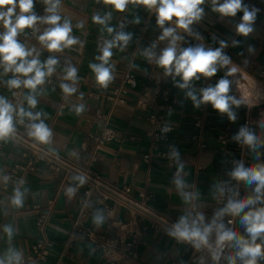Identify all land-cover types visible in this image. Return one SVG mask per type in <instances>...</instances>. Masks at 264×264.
Here are the masks:
<instances>
[{"label":"crops","instance_id":"0c3cea01","mask_svg":"<svg viewBox=\"0 0 264 264\" xmlns=\"http://www.w3.org/2000/svg\"><path fill=\"white\" fill-rule=\"evenodd\" d=\"M33 2L36 8L49 7L45 0ZM219 2L223 3V0ZM243 6L258 10L253 31L248 36L240 35L236 30L243 11H238L234 17H224L213 10L211 0H205L200 5L203 13L198 21L190 25L191 33L177 28L175 17L165 22L164 28H175V34L183 38L177 42V54L181 49L198 45H203L206 50H215L224 41L227 46L223 54L231 61L225 66L217 64L214 76L205 77L198 73L199 78H193L188 88H180L178 85L183 83L181 77L174 72L166 75L156 63V58L168 47L171 38L159 39L163 28L157 23L155 8L148 9L136 0H130L125 10L118 12L104 0H60L57 9V14L61 16L59 23L67 19L72 26L70 35L78 42L62 51L49 52L38 37L51 25L38 21L34 35H23L28 28L24 29L16 37L18 42L28 49L34 48L41 63L49 57L56 58L58 63L55 71L45 78V83L38 86L35 93L23 86L9 88L7 81L14 75L12 72L5 73L0 66V97L10 103L12 92L19 89L22 103L15 109L18 111L23 107L25 111L42 114L41 119L52 130L47 144H40L28 135L29 125L39 121H31L16 113L13 115L15 128L32 144L43 145L75 166L87 165L110 184L130 187L135 197L144 193L152 210L179 222L181 217L187 218L190 204L209 209L218 196L227 201L232 197L230 170L238 152V141L232 137L244 128L243 121L247 116L253 121L248 131L257 137L258 143L256 146L246 144V154L253 163L264 165V145L259 140L264 119L259 116L260 111L264 112V0H242ZM47 15L48 12L41 17ZM96 15L101 18L107 16L105 24L94 22ZM120 32L130 34L131 38L126 45L117 41L111 49L112 56L107 66L111 68L113 79L103 88L97 83L90 65L101 63L98 57L102 55L105 42L113 41ZM234 41L238 43L234 45ZM250 46L253 48L251 52ZM148 50L154 53L151 60L146 55ZM69 66L77 69L75 82L64 79ZM232 69L235 71L232 72ZM222 78L230 81L227 95L240 101L239 105H230L235 120H230L227 113L214 110L208 103L203 125L195 129L192 122L197 109L187 92L192 91L197 97L201 80H205L209 88ZM61 84L74 86L76 92L66 95ZM30 94L37 99L35 108H30L27 103ZM81 104L84 111L77 114L75 109ZM152 113H160L164 121L172 126L168 137L179 153V160L176 159L174 166H168L158 158H145L150 149L147 133L152 129L149 120ZM105 127L111 128L114 136L109 141L98 143L95 138ZM224 129L229 131L227 144L217 137ZM198 131L204 146L191 138ZM31 154L32 151L19 142L10 138L0 140V260L8 262L13 251L21 253L22 260L29 256L31 244L39 236L32 207L38 204L45 212L51 204L46 230L51 247L46 260L40 264H101V253L90 249L87 238L79 237L71 245L65 242L77 212L78 198L85 196V186L82 184L69 198L66 191L73 184L61 186L64 170H52L44 161L35 163L34 168L28 170L26 162ZM7 173L11 175L5 181ZM176 178L183 181L182 189L177 188ZM255 187V183L248 184L242 180V199L255 197ZM17 188L24 193L22 207L11 203ZM185 194L190 199L185 200ZM260 195L261 200L241 211L238 219L245 240L250 241L251 236L247 226L241 222L242 217L250 209L264 207V190ZM90 197L97 201L96 193L92 192ZM95 202L84 218V223L95 234L114 236L119 233L116 226L120 223H129V228L138 232L135 241L137 255L127 256L126 245L120 244L119 250L124 257L119 264H215L201 249L186 248L177 243L169 232L160 233L147 227V220H141L128 208L113 205L109 210ZM97 214L103 216L99 226L94 223ZM6 226L12 228L11 238L4 231ZM262 238L264 233L257 237L256 243L261 244L264 251ZM238 251L237 246L235 254ZM193 257L201 261H192ZM219 264H229V261L221 260ZM257 264H264V256L257 257Z\"/></svg>","mask_w":264,"mask_h":264},{"label":"clouds","instance_id":"9594fccd","mask_svg":"<svg viewBox=\"0 0 264 264\" xmlns=\"http://www.w3.org/2000/svg\"><path fill=\"white\" fill-rule=\"evenodd\" d=\"M45 2L49 4V7L46 9L49 15L38 17L32 11L33 0H0V25L4 29L3 32H0V66L3 67L5 73L12 72L14 75V78L7 81L9 88H20L23 86L31 90L32 93H35L37 87L45 83V78L51 76L55 71V65L58 63L54 57H49L44 63H41L39 53L34 48L28 49L25 45L18 42L16 37L24 29L34 28L38 21L51 25L38 37L40 43L49 52L62 51L63 48L70 47L78 42L75 37L70 35L72 32L71 23L67 19L62 24L59 23L61 16L57 14V9L60 0H45ZM129 2L130 0H104L105 4L112 5L118 12H123ZM136 2L143 4L148 9H156L157 23L163 28V33L159 39L171 38L168 47L156 58V63L165 70L166 75L173 74L174 72L175 75L181 77L183 83L178 85L180 88H188L193 78H199L197 76L198 73L205 77H212L217 72V64L225 66L231 62L230 58L223 54V49L227 46L224 41H221L220 47L215 50H206L203 45H198L181 49L179 54H177V42L183 38L175 34V28H164L165 22L172 21L175 17L176 27L191 33L190 25L201 18L203 8L200 5L204 4L205 0H136ZM211 2L213 10L224 17H234L238 11H243L241 22L236 26V30L243 36H248L253 31L252 25L256 18L257 9L253 8L249 10L247 6L242 7V0H223V3H220L219 0H211ZM17 8L19 9L18 12ZM107 19V16L101 18L99 15H96L93 17L94 22L99 24H105ZM108 31L111 32L112 29L109 28ZM130 38V34L120 32L113 41L105 42L101 49L102 55L98 57L101 63L90 65V68L95 73L96 81L101 87L106 88L113 79L111 68L107 66L109 58L112 56L111 49L117 41H121L126 45ZM197 38L199 39L200 37L197 36ZM237 43V41L233 42L234 45ZM249 51H253L251 46ZM146 55L151 60L154 53L148 50ZM28 57L32 58L28 59ZM231 71L234 72L235 69ZM20 76L24 77V79H21ZM64 79L75 82L77 79V69L69 66ZM229 86L230 81L227 78H222L214 87L203 89L201 99L198 100L192 91L187 92V96L192 99L195 107L198 108L201 103H211L214 110L219 113H227L229 119L234 121L236 117L231 111L230 105H239L240 101L227 95ZM61 88L66 95L76 92V88L69 84H61ZM27 103L30 108H35L37 105L35 95H28ZM75 111L77 114H80L84 111V105H78ZM14 113L20 117L26 116L31 121H39L38 123L34 122L29 125L28 135L40 144L50 142L52 130L41 119L42 114L40 112L25 111L23 107H20L17 111L4 97H0V140H7L15 133L16 129L13 123ZM241 138L248 145L256 146L258 143L257 137L245 128H242L238 135L232 137L236 141H240ZM172 155L177 161L179 160V153L177 151H173ZM180 168H183L182 164ZM231 175L233 178L243 180L248 184L255 183L257 195L236 202L229 200L226 208L217 213V216H222L226 212L239 214L246 207L255 205L261 200L260 194L264 190V165L245 168L243 164H239ZM7 179L8 177H4L5 181ZM76 179H79L81 184L84 183L83 177H76ZM174 182L178 189L184 187L181 179L176 178ZM66 194L71 198L75 194V189L69 187ZM188 199H190V196L185 194V200ZM11 203L16 207L23 206L24 193L19 188L15 190ZM203 219L202 215L198 216L197 219L191 222L190 226L187 218L181 217L170 235L180 240L194 242V246L199 249L201 245L208 244V236L212 231L211 226L204 227L201 230L199 224L202 223ZM102 222L103 216L97 214L94 217V223L99 226ZM241 222L247 226V232L250 234L251 240L239 237L232 230H224L222 224L217 226V251L213 253L214 260L219 259V250L223 247L224 242L234 239L239 248L236 255L244 261V264H257V257L264 256L262 245L256 243L257 237H260L264 233V207L254 210L250 209L244 214ZM213 224H215V221H213ZM4 231L11 238L12 228L6 226ZM21 258V253L13 251L8 258V264H20ZM0 264H5V262L0 260ZM229 264H235V257L229 258Z\"/></svg>","mask_w":264,"mask_h":264},{"label":"built area","instance_id":"2783aa9c","mask_svg":"<svg viewBox=\"0 0 264 264\" xmlns=\"http://www.w3.org/2000/svg\"><path fill=\"white\" fill-rule=\"evenodd\" d=\"M47 6H41L36 8L33 2V13L38 17H41L46 13ZM37 27V24L34 28L27 29L23 32V35H34V29ZM3 27L0 25V32H3ZM130 77V76H129ZM208 88V84L205 80H201L197 99H201L202 90ZM166 93V92H164ZM236 92L233 93L235 95ZM12 102H10L14 108L21 105L22 103V94L19 89H16L12 92ZM208 103H201L199 107H196V113L193 115V127L199 129L203 125V114L207 108ZM161 109H163L161 107ZM259 116L264 118V112L260 111ZM149 120L152 123V129L147 133L150 139V149L149 152L145 155V158H158L164 161L168 166H174L176 163V158L173 157L172 152L177 151L176 146L171 143L168 137V133L171 130L172 126L164 121L160 113H152L149 115ZM253 124L250 116L245 117L243 121L244 128L247 129ZM16 129V128H15ZM250 132V131H248ZM251 133V132H250ZM114 132L111 128L105 127L101 134L96 137L98 143L104 141H109L113 138ZM218 139L224 143H228L229 131L224 129L217 135ZM10 139L21 143L22 145L28 147L32 154L26 162V169L31 170L34 168L35 163L39 161H44L47 163L48 167L52 170L63 169L64 175L62 177L61 186L72 183V188L78 190L82 185L79 179L76 177H83L85 186V196L78 198V208L71 225L70 231L66 238V245H71L74 241L78 240L79 237H85L90 241V249L92 251H99L102 255L101 264H119L120 260L124 257L119 250L120 244H124L127 247V256L135 257L137 251L135 248V241L138 235V232L133 231L129 228V223H120L116 226L119 233L114 236H108L106 234H95L94 231L84 223V218L90 212L93 201L90 197L92 192L97 194V201L95 204L101 205L106 209H111L113 205H120L122 207L128 208L134 214H137L141 220H147V227L153 228L157 232H169L171 233L174 230L175 224L178 221L167 217L165 215L159 214L152 210L147 204V197L144 193H139L138 197L133 196L130 187L128 186H116L106 182L96 171L89 169L86 166H75L65 160L63 157L57 153L49 150L43 145H34L27 138H25L17 129L15 133L9 137ZM192 140L200 142L201 135L198 132H194L191 135ZM260 143L264 145V119L262 122V133L259 137ZM201 146H204L201 143ZM238 148L237 158L234 161V166L230 170L231 173L239 164H243L245 168L248 166L257 167L258 163H253L251 159L247 156L245 148L246 143L243 142V138L236 143ZM10 173H7L5 177L10 176ZM241 185L242 180H237L231 175V191L232 197L229 200L233 202L243 200L241 197ZM5 185H2L4 187ZM224 197L218 196L215 199L214 205L209 209H204L198 206L197 204H190L188 207L187 220L191 226V222L197 219L198 216L202 215L204 217L202 223L199 224L201 230L204 227L211 226L212 231L208 236V244L201 245L199 249L208 254L213 259V253L217 251V226L223 225L224 230H232L237 233L239 237H242V231L238 224V219L241 216L239 214L224 213L222 216H217V213L221 211V208L228 204ZM51 204L46 207V211H41V206L36 204L32 207V210L35 214L36 225L39 232L38 238L31 244V251L29 256L25 259H21L20 264H40L44 262L49 255L51 241L47 237V224L49 220V213L51 210ZM215 221V224H213ZM173 239L182 244L186 248L195 247L194 242L180 240L173 236ZM237 249L236 240L225 241L223 247L219 250L220 255L218 260H214L215 264H219V261L226 260L229 261L230 257H235V264H244V261L240 259L236 254L235 250ZM192 261L199 263L200 258L193 257ZM4 261V260H3ZM5 264L8 262L4 261ZM83 264V263H79Z\"/></svg>","mask_w":264,"mask_h":264}]
</instances>
